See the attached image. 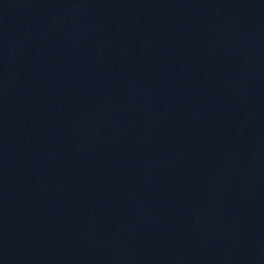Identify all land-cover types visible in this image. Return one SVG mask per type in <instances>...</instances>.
<instances>
[{"label": "water", "instance_id": "water-1", "mask_svg": "<svg viewBox=\"0 0 264 264\" xmlns=\"http://www.w3.org/2000/svg\"><path fill=\"white\" fill-rule=\"evenodd\" d=\"M264 0H0V166L119 107Z\"/></svg>", "mask_w": 264, "mask_h": 264}]
</instances>
